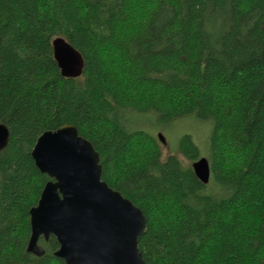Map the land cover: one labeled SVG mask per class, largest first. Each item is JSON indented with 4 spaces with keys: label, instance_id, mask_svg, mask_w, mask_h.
I'll return each mask as SVG.
<instances>
[{
    "label": "trees",
    "instance_id": "1",
    "mask_svg": "<svg viewBox=\"0 0 264 264\" xmlns=\"http://www.w3.org/2000/svg\"><path fill=\"white\" fill-rule=\"evenodd\" d=\"M84 60L64 78L52 42ZM210 123V181L191 136L161 160L124 113ZM0 264H65L55 237L27 252L29 211L51 181L31 152L74 126L100 156L101 179L138 207L145 264H264V0H0ZM216 192H212V188Z\"/></svg>",
    "mask_w": 264,
    "mask_h": 264
},
{
    "label": "water",
    "instance_id": "2",
    "mask_svg": "<svg viewBox=\"0 0 264 264\" xmlns=\"http://www.w3.org/2000/svg\"><path fill=\"white\" fill-rule=\"evenodd\" d=\"M53 58L64 78L76 79L84 60L64 38L52 42ZM159 141L165 144L159 134ZM9 141L0 123V152ZM38 170L48 176L37 205L30 209L27 252L41 257L38 241L55 237L54 256L65 264H145L138 240L146 231L142 211L101 179L100 156L72 125L46 131L31 152ZM197 179L209 183L210 166L200 157L191 164Z\"/></svg>",
    "mask_w": 264,
    "mask_h": 264
},
{
    "label": "rangeland",
    "instance_id": "3",
    "mask_svg": "<svg viewBox=\"0 0 264 264\" xmlns=\"http://www.w3.org/2000/svg\"><path fill=\"white\" fill-rule=\"evenodd\" d=\"M126 126L130 129L142 130L153 136L160 145L161 160L165 161L169 156L178 157L181 163L186 166L190 162L178 152V141L181 136L189 135L194 144L198 147L200 157L208 158V138L211 125L198 120L195 114L174 120L168 124L158 122L157 115L150 113L127 112L123 115ZM164 137L165 144H161L158 135ZM213 184L210 181L209 186ZM212 192H216L213 187Z\"/></svg>",
    "mask_w": 264,
    "mask_h": 264
}]
</instances>
